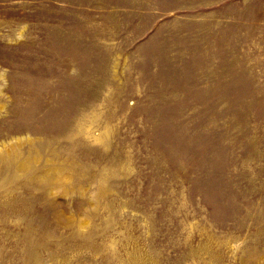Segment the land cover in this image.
<instances>
[{"label": "rangeland", "instance_id": "374dc122", "mask_svg": "<svg viewBox=\"0 0 264 264\" xmlns=\"http://www.w3.org/2000/svg\"><path fill=\"white\" fill-rule=\"evenodd\" d=\"M0 264H264V0H0Z\"/></svg>", "mask_w": 264, "mask_h": 264}]
</instances>
